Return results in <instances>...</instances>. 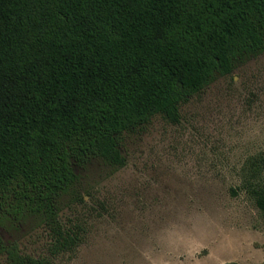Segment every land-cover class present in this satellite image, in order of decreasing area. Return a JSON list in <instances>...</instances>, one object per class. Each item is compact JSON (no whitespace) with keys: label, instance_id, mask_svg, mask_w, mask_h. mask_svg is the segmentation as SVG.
Wrapping results in <instances>:
<instances>
[{"label":"trees","instance_id":"1","mask_svg":"<svg viewBox=\"0 0 264 264\" xmlns=\"http://www.w3.org/2000/svg\"><path fill=\"white\" fill-rule=\"evenodd\" d=\"M263 50L264 0H0V223L36 217L52 252L71 248L58 201L74 166L124 165L125 132L178 121L181 103ZM246 185L264 212L263 186ZM0 252L50 264L1 237Z\"/></svg>","mask_w":264,"mask_h":264},{"label":"rangeland","instance_id":"2","mask_svg":"<svg viewBox=\"0 0 264 264\" xmlns=\"http://www.w3.org/2000/svg\"><path fill=\"white\" fill-rule=\"evenodd\" d=\"M179 112L176 122L156 115L125 132L124 165L95 157L74 166L58 201L71 248L52 252L33 216L2 220L3 243L50 264H264V212L246 185L264 188V50Z\"/></svg>","mask_w":264,"mask_h":264}]
</instances>
